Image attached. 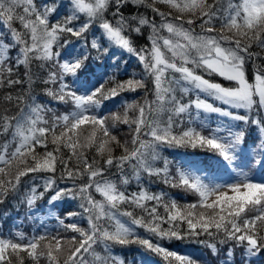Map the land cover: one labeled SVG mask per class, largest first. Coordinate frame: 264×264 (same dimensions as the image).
Here are the masks:
<instances>
[{"label": "snow or ice", "instance_id": "1", "mask_svg": "<svg viewBox=\"0 0 264 264\" xmlns=\"http://www.w3.org/2000/svg\"><path fill=\"white\" fill-rule=\"evenodd\" d=\"M157 4L175 14L161 11ZM126 5L150 8L160 20L139 12L126 16ZM0 23L9 34L8 42L0 38V89L19 86L24 92L15 97L17 106L27 100V110L21 109L19 116L0 115V136L9 137L0 143V203L29 177L30 208L45 196L52 209L68 205L56 217L61 227L55 233L0 237V264H24L21 253L32 264L41 259L45 264H125L112 249L132 244L162 254L170 264H207L203 258L153 243L137 228L160 240L205 244L213 254L216 243L201 236L231 242L234 247L223 264H232L235 247L244 250L245 264L264 253V179L243 171H264V66L251 74L248 67L258 57L251 51L253 44L264 49V0H52L39 6L35 0H0ZM145 30L148 43L140 47L137 41ZM67 35L76 37L79 46ZM125 54L142 65L140 79L118 81L109 71L119 68L117 61ZM34 61L46 69L41 83L49 99L43 103L30 91ZM21 66L22 76L17 71ZM145 77L151 78V87ZM138 89L144 90L143 104L122 99L123 115L111 112L108 102ZM3 101L13 102L10 92ZM52 101L71 110L49 119ZM165 112L167 120L161 121ZM205 114L236 123L212 127ZM118 123L128 125L130 141L114 134ZM174 128L179 131L174 133ZM161 147L211 152L236 178L217 183L206 169L194 165L172 174L167 160L163 167L155 166ZM117 148L119 155L114 154ZM89 150L91 157L86 155ZM125 166L137 182L142 173L159 177L199 199L181 205L143 187L128 192L124 186L131 178L124 175ZM111 168L121 173L118 183L104 176ZM94 193L103 199L97 200ZM73 201L79 202V211L71 209ZM149 201L154 202L150 207ZM125 204L133 210L120 211ZM136 208L144 215H134ZM85 220L87 227L81 226ZM97 246H102L103 255Z\"/></svg>", "mask_w": 264, "mask_h": 264}, {"label": "trees", "instance_id": "2", "mask_svg": "<svg viewBox=\"0 0 264 264\" xmlns=\"http://www.w3.org/2000/svg\"><path fill=\"white\" fill-rule=\"evenodd\" d=\"M37 5L43 4L45 2L51 3L52 0H35ZM61 3H66L67 0H59ZM157 7L160 8L161 11L165 12H173L175 14L174 9L168 8L166 5L157 4ZM22 11V9H21ZM60 11H63L61 9ZM124 14L134 15L139 13H143L149 19L155 17L156 21L159 22L160 17L156 16L150 8H146L143 6L137 7L135 5H126L123 9ZM109 18H111L109 16ZM83 20V15L81 16ZM199 22L197 21V24ZM14 26L18 29L20 25L18 22H14ZM187 27V25H185ZM196 31H199V28H196ZM149 35V31L145 30L144 36L140 37L137 41L140 47L145 46L147 41V36ZM166 35V33H165ZM0 38H2L5 42L9 40L8 30L0 23ZM91 38V37H90ZM67 39L72 41L73 44H77V38L71 35H67ZM77 46H79L77 44ZM117 51H119L117 49ZM251 51L258 54V57H253V61H249L248 67L250 70V74L252 71H255L257 67L264 66V49H260L255 44H253ZM10 55L15 54V50L9 53ZM95 54V53H93ZM122 61V62H121ZM121 61H117L119 63L118 69H109L110 72L116 73V79L118 81L128 80V79H140L143 75V68L139 61L128 54H125L121 57ZM110 63V62H109ZM32 73L34 74V83L31 85V94L36 96L37 99L43 103L47 101L49 98L44 95L43 89L45 85L41 83V80L46 75V69H41L39 67V62L34 61L32 65ZM19 75H23L24 68L21 66L18 70ZM179 74H177L178 76ZM150 77H145V82L150 84ZM217 82L223 81L220 78H215ZM111 84L107 85L110 87ZM11 93L13 96L12 103H6L3 101V97L6 93ZM24 92V89L19 86H14L13 88H5L0 89V115H8L9 117L12 116H19L21 113V109L26 111L25 104L27 100L25 98L24 103H21L17 106L15 102V97L17 94H21ZM191 96L185 97L184 102H187ZM125 100L129 103L132 101H138L140 104L144 102V90L138 89L136 92H121L120 96L115 98V103L108 102V106L111 109V112H119V114L123 115L125 109L119 105L121 100ZM147 99L149 101L154 100V96L151 92L148 93ZM49 107L52 108V112L48 114L47 118L51 119L53 113L55 115H60L66 111L71 110V106H65L59 104L55 101H52L49 104ZM111 112L108 113L111 115ZM130 118L135 116V112L130 110L128 112ZM168 117V113L165 112L161 115V121H166ZM180 119H185V117L181 116ZM87 127V126H83ZM117 128L119 129L117 134L118 138L122 141L127 139L131 140L132 134L130 133L128 125L118 123ZM174 133L178 132V128L173 129ZM254 134V132H253ZM145 139H151V137H144ZM8 136H0V143H4ZM51 147V145L49 146ZM40 149H38L39 151ZM120 149L117 148L115 151V155L120 154ZM86 155L91 157L93 155V151L89 150L86 152ZM160 157L161 159L155 162L156 167H163L164 161H169V169L172 174L176 173L177 168H187L190 165H203L205 166L211 173L218 167L220 168L223 163H220V158L215 154L202 150V149H191V148H164L161 147L160 149ZM239 163V161H237ZM246 172H250L254 174L256 169H244ZM261 174L260 176L264 179V171H259ZM124 175L129 176L131 178V182L128 185H125L124 188L127 189L128 192H138L141 187L148 189L152 193H165V201L169 198L175 199L178 204H188V203H195L199 199L198 196L184 187H172L168 184L161 182L159 177H149L146 174H141L140 181L137 182L136 179L132 176V169L125 166ZM104 176L107 179L116 181L117 183L120 180L121 173L116 168H111L107 172H105ZM256 179L255 177H252ZM258 180V179H256ZM35 183L39 184L40 181H36ZM33 181L29 177H24L21 180V184L19 189L14 193H9L8 196L3 200V203H0V237H8L11 233H23L25 237L31 238L33 235L42 234V230L47 223L54 224V230L52 233H55L60 229V224L58 223L56 217L63 215V208L68 207V205H61L60 208L52 209L51 206L47 203L48 196H45L42 199H38L35 204L30 208L26 203V196L30 192L31 186ZM42 190V189H39ZM94 196L97 200H102L103 197L100 196L99 193H94ZM78 201H73L71 203V209L74 211H79L78 208ZM154 202L149 201L147 202L148 206H152ZM125 210H133L129 205H121L120 211ZM158 211L164 215L163 207H160ZM134 215H144L141 209L136 208L134 209ZM123 220H128L127 217H122ZM68 222L67 220L65 221ZM81 226L87 227L86 220L82 221ZM163 227L168 228V224H164ZM182 227L186 228V224L182 225ZM138 233L141 236L146 238H151L153 243H160L163 247L171 250L176 251L178 254H189L197 258H203L207 261V264H223L224 261L228 260V250L233 248V244L231 242H227L221 244L218 242L219 238H209L207 236H201V240H207L209 243H216V254H213V250L206 246L205 244H198L194 242H187L181 240H160L157 237L151 236L150 233H147L143 228H137ZM96 251L103 255L102 246H97ZM114 255L119 256L124 259L125 264H170L169 259H166L162 254H156L151 251H146L144 247L138 244H132L127 247H122L116 245L112 249ZM21 256L24 257V264H32L30 258L27 257L25 253H21ZM232 264H245L244 261V250L240 247L234 248V253L231 258ZM40 264H45V260L41 259ZM171 264H175L174 261ZM253 264H264V253L261 256L253 261Z\"/></svg>", "mask_w": 264, "mask_h": 264}, {"label": "rangeland", "instance_id": "3", "mask_svg": "<svg viewBox=\"0 0 264 264\" xmlns=\"http://www.w3.org/2000/svg\"><path fill=\"white\" fill-rule=\"evenodd\" d=\"M236 111H239L240 114H243V111L242 110H236ZM206 117H207V123L212 126V127H215L217 125H222V124H226V123H231V124H234L236 122L234 121H225L224 118H221L219 117L218 115L216 114H205ZM255 135V133L253 134ZM195 167L197 168H204L203 166H200V165H194ZM237 171H240V169H237ZM243 171H245L243 169ZM246 172V171H245ZM249 173V176L252 178V177H255L256 179L258 180H261L263 179L259 173V171H256L254 174ZM207 174L209 175L208 171H207ZM210 176V175H209ZM210 178H213V180L217 183H221L225 180H231V179H235L236 178V174L235 172L232 170V168L228 167L226 168L223 164L221 165L220 168H217L216 171L212 174V176ZM51 230V226H48L44 229L45 232H49Z\"/></svg>", "mask_w": 264, "mask_h": 264}]
</instances>
